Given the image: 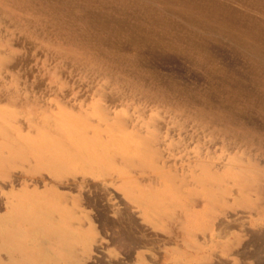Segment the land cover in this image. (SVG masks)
I'll return each instance as SVG.
<instances>
[{
    "label": "bare ground",
    "instance_id": "obj_1",
    "mask_svg": "<svg viewBox=\"0 0 264 264\" xmlns=\"http://www.w3.org/2000/svg\"><path fill=\"white\" fill-rule=\"evenodd\" d=\"M3 1L31 11L36 23L68 45L64 55L106 75L121 91L155 100L185 120H197L247 147L264 148V123L257 125L246 116L253 110L264 116V0ZM192 28L226 38L243 56V70L215 68L217 56L206 51L202 40L196 41ZM155 47L181 50L200 64L212 61L211 90L195 91L175 79L162 81L160 72L149 66ZM218 73L221 77L215 81ZM247 81L252 88L246 87ZM31 123L30 132H25L15 114L0 112V176L23 168L51 178L48 188L22 189L8 202L0 218V252L5 254L0 264H83L92 259L97 227L83 205V194L71 197L65 192L69 181L82 186L93 182L94 187L118 182L126 209L138 207V217L156 228L176 217L180 208L189 212L195 197H204L205 212L189 214L184 224L192 241L198 232L211 229L221 209L256 205L252 192L264 197V170L243 157H234L223 172L206 166L199 177L201 189L185 192L176 176L159 165L155 127L148 125L145 135L129 132L123 117L111 119L100 102L85 113L35 115ZM137 169L155 171L164 184L146 189L133 174ZM138 219L131 216L130 222L138 224ZM83 223L89 226L83 228ZM117 233L113 243L118 248H146L131 230Z\"/></svg>",
    "mask_w": 264,
    "mask_h": 264
},
{
    "label": "rangeland",
    "instance_id": "obj_2",
    "mask_svg": "<svg viewBox=\"0 0 264 264\" xmlns=\"http://www.w3.org/2000/svg\"><path fill=\"white\" fill-rule=\"evenodd\" d=\"M233 8H239V5L233 4ZM34 19L31 11H23L0 0V112L15 114L16 122L25 128V132H30L33 125L30 119L35 115L60 111L80 114L100 102L110 111L111 119L118 115L123 117L129 132L145 135L150 130L148 125L155 127L159 134L155 143L160 152L159 165L166 173L176 176L185 192L201 189L199 177L206 166L223 172L234 157L250 159L264 170V148L247 147L240 140L216 132L197 120H185L182 114L155 100L121 91L106 75L64 55L63 49H68V45ZM192 31L196 41L202 40L206 51L217 56L215 68L228 65L238 72L243 70V56L234 51L226 38L211 36L199 28H192ZM151 51L149 66L160 72L162 81L175 79L195 91L211 90L214 81L212 61L200 64L177 49L155 47ZM1 57L6 60L2 61ZM220 77L218 73L215 81ZM252 86V82H246L247 88ZM246 116L257 125L264 123V116L254 110ZM133 174L141 179L146 189L164 184V178L150 169H137ZM43 175H32L28 169L19 168L9 177L0 176V218L7 211L8 202L22 189L48 188L51 178L46 173ZM95 186L93 182L82 186L69 181L64 189L71 197L83 194L82 204L97 227L92 259L83 264H264V197L261 199L256 192L251 193L252 198L258 200L256 205H231L221 209L212 219L211 229L198 232L196 240L192 241L184 224L189 214L205 212L206 198L195 197L196 202L190 205L189 212L180 208L176 217L167 218L163 227L156 228L138 217L141 216L138 207L126 209L118 182L114 185L95 183ZM130 215L139 218L140 223L130 222ZM113 225L119 228L116 230ZM81 226L87 228L89 223ZM120 229L131 230L133 237L144 242L146 248L138 251L131 247L118 248L113 239L117 238ZM228 243L233 248L227 249ZM2 254L3 251L0 259L5 256Z\"/></svg>",
    "mask_w": 264,
    "mask_h": 264
}]
</instances>
